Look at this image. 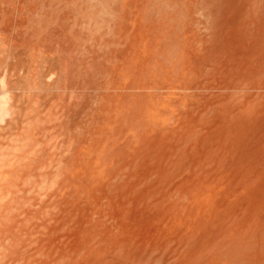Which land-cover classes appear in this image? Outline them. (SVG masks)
I'll list each match as a JSON object with an SVG mask.
<instances>
[{"label": "rangeland", "instance_id": "1", "mask_svg": "<svg viewBox=\"0 0 264 264\" xmlns=\"http://www.w3.org/2000/svg\"><path fill=\"white\" fill-rule=\"evenodd\" d=\"M0 264H264V0H0Z\"/></svg>", "mask_w": 264, "mask_h": 264}]
</instances>
